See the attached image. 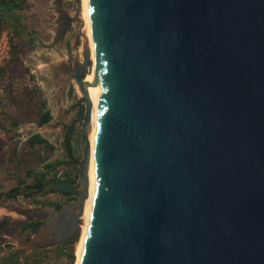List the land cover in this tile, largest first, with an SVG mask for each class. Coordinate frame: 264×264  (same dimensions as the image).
<instances>
[{"label":"water","instance_id":"water-1","mask_svg":"<svg viewBox=\"0 0 264 264\" xmlns=\"http://www.w3.org/2000/svg\"><path fill=\"white\" fill-rule=\"evenodd\" d=\"M100 104L97 189L80 264H264V0H89ZM77 196L30 246L77 241ZM74 251V249H73Z\"/></svg>","mask_w":264,"mask_h":264},{"label":"rangeland","instance_id":"rangeland-1","mask_svg":"<svg viewBox=\"0 0 264 264\" xmlns=\"http://www.w3.org/2000/svg\"><path fill=\"white\" fill-rule=\"evenodd\" d=\"M81 12V0H26L22 8L0 0V264H78L80 260L84 234L76 242L43 252L30 246L43 229L44 218L53 219L51 211L73 204L77 196L39 193L27 186L40 174L57 183L79 180L85 101L80 100L75 72L89 48ZM88 74L86 67L81 76L86 79ZM45 110L51 118L40 125ZM35 135L53 148L33 143L30 139ZM15 186L20 193H8ZM31 221L40 222L35 230L21 229Z\"/></svg>","mask_w":264,"mask_h":264},{"label":"bare ground","instance_id":"bare-ground-1","mask_svg":"<svg viewBox=\"0 0 264 264\" xmlns=\"http://www.w3.org/2000/svg\"><path fill=\"white\" fill-rule=\"evenodd\" d=\"M81 8H82V19L85 23L86 28V38L88 41V50H89V74L86 79H84L85 88L87 90V97L91 104L90 111V121L87 129V137L89 144V159L87 164V179L89 184V191L87 190V196L84 200V206L82 209L81 216L79 217L81 220L80 223V234L79 238L84 234L80 243V260L86 241V237L89 230L91 212L93 209L96 189H97V164H96V145H97V134H98V126L100 121V104L99 98L96 91L92 87L94 74H95V62H94V51H93V43H92V35H91V24H90V1L89 0H81ZM77 240V241H78ZM78 251V246L76 247L75 253Z\"/></svg>","mask_w":264,"mask_h":264},{"label":"trees","instance_id":"trees-1","mask_svg":"<svg viewBox=\"0 0 264 264\" xmlns=\"http://www.w3.org/2000/svg\"><path fill=\"white\" fill-rule=\"evenodd\" d=\"M3 3L7 4L8 6L10 5H13L14 7L16 8H22L24 7L25 5V2L26 0H1ZM41 105L42 106H45V102L44 101H41ZM51 118L50 116V113L48 110H45L39 117V120H38V123L41 125V124H44L46 123L49 119ZM33 143H43L47 146H49L50 148H53L51 145L48 144V142L46 140H44L43 138H41L39 135H35L33 137H31L30 139ZM52 182V180H49V181H45L44 180V175L43 174H40L38 176H36L35 178V181L34 183L31 185V186H27V187H31V188H37L38 190L42 189L46 184ZM59 183H63V181H58ZM21 189L19 186H15L13 188L10 189V191L8 193H12L14 195L20 193ZM63 193H66V192H63ZM40 224L39 221H31V222H26L25 224H23L21 226V229L22 230H35L38 225ZM67 243H72V241H69ZM66 243V244H67ZM48 249L44 248V249H38V250H35V252H43V251H46ZM68 256L70 258H73L74 257V254L69 252L68 253ZM13 264H17V263H13Z\"/></svg>","mask_w":264,"mask_h":264}]
</instances>
